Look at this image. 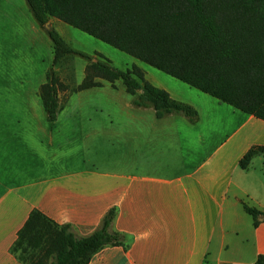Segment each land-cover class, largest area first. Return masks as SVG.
I'll list each match as a JSON object with an SVG mask.
<instances>
[{
    "label": "crops",
    "instance_id": "obj_1",
    "mask_svg": "<svg viewBox=\"0 0 264 264\" xmlns=\"http://www.w3.org/2000/svg\"><path fill=\"white\" fill-rule=\"evenodd\" d=\"M49 22L75 49L96 38L57 17ZM3 23L0 264H25L12 246L32 211L86 236L111 208L112 229L127 245L105 247L88 264H255L264 254V154L245 169L240 162L264 147L263 119L149 64L188 88L158 73L148 81L198 111L196 122L157 117L108 80L77 89L89 62L71 54L54 67L61 108L52 121L41 88L53 42L26 0H0ZM245 205L262 212L257 224Z\"/></svg>",
    "mask_w": 264,
    "mask_h": 264
},
{
    "label": "trees",
    "instance_id": "obj_2",
    "mask_svg": "<svg viewBox=\"0 0 264 264\" xmlns=\"http://www.w3.org/2000/svg\"><path fill=\"white\" fill-rule=\"evenodd\" d=\"M40 27L53 42L55 57L41 95L50 120L61 105L54 67L75 54L88 60L86 77L77 89L122 80L133 95L132 106L157 117L183 115L196 122L198 111L153 85L138 66L122 70L100 54L70 46L53 28L57 17L90 35L188 84L264 120V0H26ZM95 58V61L92 59ZM264 147L241 160L247 168ZM255 224L262 212L248 205ZM111 208L89 235H77L34 210L19 231L12 251L25 264H88L108 246H126L125 234L112 229ZM255 264H264L260 254Z\"/></svg>",
    "mask_w": 264,
    "mask_h": 264
},
{
    "label": "rangeland",
    "instance_id": "obj_3",
    "mask_svg": "<svg viewBox=\"0 0 264 264\" xmlns=\"http://www.w3.org/2000/svg\"><path fill=\"white\" fill-rule=\"evenodd\" d=\"M1 27L3 28L2 32H3L4 36L10 35V32L4 31V28H7V26L4 25V23L2 24V26L0 25V29H1ZM80 32H81L82 36H91L87 33L82 32V31H80ZM90 38L92 40L90 42H86V41L83 42L82 41L83 44L77 42L75 45L76 49H78L80 51H84V52H86L88 54H92V55H94L96 53L100 54L104 58L109 59L114 66H116L117 68L122 69V70H126L128 68L131 69L133 66H138L139 68H141L144 71L145 77H146V74L148 75V73L150 75H153V76L155 73H158V74L163 76V77H161V79L164 82H166L165 80H167V81L169 80L171 82H177L179 84H182L177 79H174L173 77L158 71L156 68L150 66L149 64L145 63L144 61H141L140 59H137V58L129 55L128 53L121 51L118 48H116V47H114L108 43H105V42H103L97 38H93V37H90ZM82 58L84 61L87 60L84 57H82ZM2 78L4 80H6V74H3ZM146 79H148V78L146 77ZM115 84L118 87H122V88L124 87L122 80L116 81ZM182 85L185 86V88H188L186 85H184V84H182ZM193 92H198V91L194 89ZM183 97L185 99H188V100H190L192 98L191 94H186V93L183 94Z\"/></svg>",
    "mask_w": 264,
    "mask_h": 264
},
{
    "label": "water",
    "instance_id": "obj_4",
    "mask_svg": "<svg viewBox=\"0 0 264 264\" xmlns=\"http://www.w3.org/2000/svg\"><path fill=\"white\" fill-rule=\"evenodd\" d=\"M46 28H50V22L48 21L47 23H46Z\"/></svg>",
    "mask_w": 264,
    "mask_h": 264
}]
</instances>
